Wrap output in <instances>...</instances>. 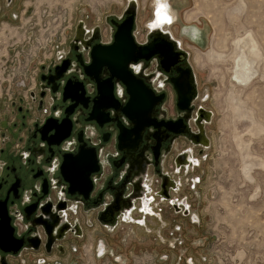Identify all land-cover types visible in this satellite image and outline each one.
<instances>
[{
    "label": "flooded vegetation",
    "instance_id": "flooded-vegetation-1",
    "mask_svg": "<svg viewBox=\"0 0 264 264\" xmlns=\"http://www.w3.org/2000/svg\"><path fill=\"white\" fill-rule=\"evenodd\" d=\"M24 2L0 0V22L18 20ZM126 9L127 2L120 13L93 25L79 19L68 42L41 66L34 86L11 100V111L0 118V264H65L77 253L74 243L83 242L86 230L96 224L109 235L128 226L133 234L156 236L168 228L179 234L183 223L178 220L200 223L189 193L202 181L199 170L211 146L206 127L213 114L200 102L199 80L181 29L175 31V15L171 13L170 23L165 13L156 17L150 8L142 31L139 8L131 32L137 51L155 39L163 41L170 32L189 54L170 49L167 60L156 53L129 63L127 71L137 87L143 80L156 101L144 108L147 112L137 113V119L126 112L131 99L121 81L126 58L111 54L108 61H93L94 47L115 42ZM186 62L196 82L187 75ZM63 64L66 69H57ZM68 81L73 89L84 90L83 96L72 92L80 102L62 101L60 90ZM175 86L190 92L188 108L180 107ZM73 115L78 121L70 143L64 148L50 144L55 130L64 133L58 123L66 119L68 127ZM49 119L56 122L43 131ZM66 154L64 170L72 195L60 171ZM99 243L106 253V241Z\"/></svg>",
    "mask_w": 264,
    "mask_h": 264
},
{
    "label": "rangeland",
    "instance_id": "rangeland-1",
    "mask_svg": "<svg viewBox=\"0 0 264 264\" xmlns=\"http://www.w3.org/2000/svg\"><path fill=\"white\" fill-rule=\"evenodd\" d=\"M138 1L142 30L156 0ZM169 3L177 12L185 5L176 33L181 24H196L189 33L205 45L182 37L200 102L213 114L202 181L189 193L200 223L178 220L179 234L168 228L156 236L133 234L128 226L109 235L96 224L83 242L74 243L77 253L65 264H264V0ZM125 5L126 0H25L18 20L1 21L0 118L11 111V100L34 86L41 66L68 42L79 19L100 23Z\"/></svg>",
    "mask_w": 264,
    "mask_h": 264
},
{
    "label": "water",
    "instance_id": "water-1",
    "mask_svg": "<svg viewBox=\"0 0 264 264\" xmlns=\"http://www.w3.org/2000/svg\"><path fill=\"white\" fill-rule=\"evenodd\" d=\"M126 2H127V9H126L125 15L127 16V18L124 20V22H122L121 25H117V31L114 35L115 42L112 44V46H108V47L103 46L101 44L94 47L93 52H92V57H93L94 62L97 61V59L98 60L103 59L105 61H108V59L106 57L111 55V54H114L113 57L118 58V60L121 59L122 56H124L126 58V62L124 63V68H123L125 75H124V77L120 76L121 81H123V83L127 87L128 93L131 95L130 102L128 103V106L126 107V112L132 118L136 117V119H137L138 118L137 113H139V112L142 113V111H144V108L145 109L150 108L151 106L154 105V103H156V101H155V98H154V95L152 94V92H149L146 90V87L144 85L143 80H138L139 85L137 87V80H135L136 78L134 77V75L131 72L127 71L129 63L133 59H135V60H138L141 58L147 59L150 54L155 55L156 53L165 56V60H167L166 57H168V56L172 57V54L169 53L170 49L171 50L176 49V51H178L182 55H186V56H188L189 53L186 52L185 50H183L182 44L179 41L175 40L170 32L168 33L169 36H167L168 39L166 38L163 41L155 39L150 44L138 46L139 50L137 51V49L134 48V45L132 42L131 32H132V29L134 28V26L136 27V20L138 17L140 4H139L138 0H126ZM152 5L153 4H151V8L153 7ZM163 10L164 9L161 6L157 5V7H156L157 12L159 11L160 13L164 14L165 12ZM170 13H173L175 15L176 23L180 24L177 12L173 9V7H172V9H170ZM195 26L196 25L186 26V25L181 24L180 37L181 38L185 37L188 40H190L191 42L196 43L199 47L203 48L205 45L203 46V45L193 41L192 36L189 33L190 30L192 28H194ZM129 42H131V45H129ZM167 46L169 47V49ZM135 47H136V45H135ZM134 56H136V57L134 58ZM186 64L189 67L186 70L187 75L190 77L192 76L193 80L195 81L196 76L194 74V70L192 69L189 62H186ZM108 65H110V64H108ZM111 65L109 68L112 69ZM57 69H60V70L66 69V65L63 64L62 66L58 67ZM177 82H179V79ZM49 84H50V82H49ZM189 87H190L189 85L185 86V88H189ZM175 88H176V92L178 94L180 107L183 109L188 108L190 105V102H191L190 92L188 90L182 91L181 89L178 88V86H175ZM72 92L75 93V95H77V96H83V94H84V90L78 89V91H77V90L73 89L72 87H70L69 81H68L67 84L60 90V97H61L62 101L69 100L70 102L71 101L72 102L75 101L76 103L80 102V101H77L74 99ZM78 92H80V94H77ZM144 112H147V110ZM65 114L67 115L66 111H65ZM70 115H72V113ZM51 121L56 122V120H54V119L47 120L44 124L43 131L45 130V128H48ZM77 121H78V119L75 118V116L73 115L71 120L69 119V122L71 123V125H69L68 126L69 128H68V127H66L67 125L65 124L66 119L62 120L60 123H58V120H57L58 125L60 126L61 129L64 130V133L61 134L55 130L54 134H52L51 136L48 137L50 144L59 145L62 148H64L65 145H68L70 143V139H72V135L74 133V130H72L73 126L76 127ZM63 151H65V150H63ZM66 156H67V154L62 155V158H61L62 164L60 167V171H61V177L63 179H65V182L67 183L68 194L72 195L73 185H72L71 181L69 179H67L66 174H65V170H64V165L66 164V161H67Z\"/></svg>",
    "mask_w": 264,
    "mask_h": 264
},
{
    "label": "bare ground",
    "instance_id": "bare-ground-1",
    "mask_svg": "<svg viewBox=\"0 0 264 264\" xmlns=\"http://www.w3.org/2000/svg\"><path fill=\"white\" fill-rule=\"evenodd\" d=\"M157 5L158 6H161L164 9L163 11L165 12V15L167 16L168 20H170L168 22L173 23L174 22V19H173L171 13H170V9H172L173 6L170 3L168 5L167 4V0H156V3L153 5V13L155 12ZM173 9L177 12V7L174 6ZM160 15H161V13L158 11L156 17H159ZM154 18H155V16H154ZM155 23H158V21L155 20L154 22H151L152 26ZM155 26L156 25H154L153 27H155Z\"/></svg>",
    "mask_w": 264,
    "mask_h": 264
},
{
    "label": "crops",
    "instance_id": "crops-1",
    "mask_svg": "<svg viewBox=\"0 0 264 264\" xmlns=\"http://www.w3.org/2000/svg\"><path fill=\"white\" fill-rule=\"evenodd\" d=\"M181 1H184V0H180V2ZM175 5L173 4V7H174ZM185 6V5H184ZM184 6L181 8V10H179L178 12H177V15H178V18L181 16V12H182V9L184 8ZM196 25V24H195ZM186 26H188V24L186 25ZM190 41V40H189ZM191 42V41H190Z\"/></svg>",
    "mask_w": 264,
    "mask_h": 264
}]
</instances>
